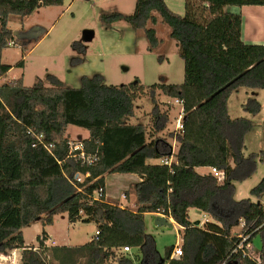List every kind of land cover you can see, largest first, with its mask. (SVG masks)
<instances>
[{"label":"trees","instance_id":"trees-1","mask_svg":"<svg viewBox=\"0 0 264 264\" xmlns=\"http://www.w3.org/2000/svg\"><path fill=\"white\" fill-rule=\"evenodd\" d=\"M62 1L0 0V78L11 67L2 63V50L9 45L27 48L24 33L14 35L8 27V16L24 17ZM244 5L264 6V0H184L183 14L164 0H135L129 15H100L106 24L125 21L142 30L149 50L160 43L152 27L157 19L169 27L183 60V82L161 80L147 87L154 105L148 124L129 122L135 100L144 93L136 80L109 85L103 74L94 73L80 76L79 87H67L46 73V84L39 79L26 86L21 77L0 82L1 254L20 250V264H110L115 250L123 253L118 264H132L127 253L135 248L142 255L140 264H264L262 248L257 257L246 249L257 234L264 241V176L249 191L254 200H234L231 183L253 168V159L249 163L242 153L253 124L245 117H230L227 99L240 89L264 92V43H244L241 15L226 10ZM72 46L83 53L80 43ZM159 92L178 100L182 109V129L168 132L177 144L174 152L170 140L161 136L169 119L158 110ZM241 107L250 114L260 111L255 97ZM69 125L88 132L77 148L66 133ZM170 157L174 160L169 165L159 162ZM243 162L249 170L239 173ZM199 167H215L222 177L198 172ZM77 173L89 175L78 182ZM111 173L139 177L132 184L135 209L105 199V176ZM98 188L101 197L93 199ZM189 208L210 219L193 224ZM59 213H66L70 223L93 222L98 233L80 245L47 246L43 231L36 236L37 247L24 245L22 227L49 225ZM157 213L181 227L178 258H170L174 245L161 258L145 231L144 216ZM240 222L248 237L235 251L240 232L231 229ZM124 246L130 250L123 252Z\"/></svg>","mask_w":264,"mask_h":264},{"label":"rangeland","instance_id":"rangeland-1","mask_svg":"<svg viewBox=\"0 0 264 264\" xmlns=\"http://www.w3.org/2000/svg\"><path fill=\"white\" fill-rule=\"evenodd\" d=\"M165 3L172 11L184 13V0H165ZM134 6L135 0H63L59 6L40 7L24 17L9 15L8 27L13 32L24 33L22 35L25 37L27 48L23 51L19 45H9L2 50V63L11 66L8 77H22L24 85L32 86L39 79L46 84L45 75L49 73L67 87H79L80 76H90L94 73L103 74L105 82L109 85L131 84L136 80L144 88V93L135 100L134 115L130 117L129 122L151 123L154 105L146 94L147 87L161 80L166 84L182 83L183 60L179 57L175 41L169 38V27L160 19L152 25L160 41L158 47L152 50H149L142 30L132 29L125 21L106 24L100 20L103 13L117 11L129 15L133 13ZM240 13L245 18L248 34L258 31L257 25L260 24L261 35H264V6L244 5L241 6ZM84 32L91 33L89 40L84 39ZM73 42L83 46V53L73 48ZM20 61L22 64L18 65ZM248 97H255L258 100L260 104L258 114L242 110L241 106ZM155 100L159 112H167L169 119L165 129L160 132L161 136L171 141L168 132L169 130L174 132L180 106L174 98L160 92ZM227 107L230 117H245L253 124L250 132L244 137L242 149L243 157L249 159V163L253 159V168L243 178L231 179L234 200L251 198L250 189L264 176V92L240 89L229 95ZM66 133L69 140L77 144L76 146L82 137H88L86 129L73 125L67 126ZM244 166H240L239 173L249 170L248 166ZM128 179L126 174H109L106 182L110 197L107 200L133 210L135 207H130L132 199H135L132 185L122 192L123 189H127L123 185H129ZM116 196L122 203L117 202V198H114ZM188 212L191 222L197 225L202 219L201 212L193 208H189ZM167 223L169 225L157 227L154 217H144L145 231L153 237L155 249L161 258L169 246L178 244L181 247L182 243L181 230L168 220ZM241 226L242 222L233 227L231 232L241 233ZM43 231L47 234L45 240L47 246H73L90 241L95 234L96 226L93 222L70 223L66 213H59L53 217L49 225L33 222L22 227L24 245L37 247L36 236L41 235ZM51 241H54V244ZM262 244L261 235H255L246 246L247 252L257 257ZM114 254L112 260L115 261H111L110 264H118L116 259L123 255L118 251ZM127 255L132 257V264H140L142 255L137 249L132 248ZM19 258L20 250H8L4 254L0 253V264H20Z\"/></svg>","mask_w":264,"mask_h":264},{"label":"crops","instance_id":"crops-1","mask_svg":"<svg viewBox=\"0 0 264 264\" xmlns=\"http://www.w3.org/2000/svg\"><path fill=\"white\" fill-rule=\"evenodd\" d=\"M240 8L241 7L234 6L233 8L227 7L226 10H229V11H231L233 13H239L241 15ZM254 24H256V21L254 22ZM257 27H258V31H254V32L252 31V33H249L248 34L247 33V30H246V25H245V18H243L241 16V39H242V41L244 43H247V44H262V43H264V35H261V26H260V24H258ZM262 30H263V28H262ZM8 72H9V70L6 72V74H5L4 77L0 78V82L5 81V80H9V79H16L17 78V77H12V78L8 77ZM180 112H181V107H180ZM169 131L171 132L173 130H169ZM174 131H175V128H174ZM85 138H87V137H85ZM81 139H84V137H82ZM170 142H171V145H172V152H174L176 150V145L177 144H176V142L174 141L173 138H171V141ZM173 160H174L173 157H170L169 158V161L170 162L173 161ZM159 162L161 163V160ZM208 170H209L208 167H199V168H197V171L198 172H201V173L207 172ZM126 175H128V177H129V179H128V182H129L128 184L129 185H123L124 187H127V189L126 188L123 189L122 192L128 190L129 186H131L133 184V182L139 180V177L137 175H134V174H126ZM107 176H109V175H106L105 176V197H106V200H107L108 197H110V192H109V189L107 187V182H106L107 181L106 180L107 179ZM114 198H117V202L118 203H122L119 200V197L118 196H116ZM251 199L254 200V198H251ZM132 201L133 202L131 203L130 207H135V199L133 198ZM120 206L121 207H124V205H120ZM188 211H189V209H188ZM196 211L197 212H200L198 210H196ZM188 214H189V212H188ZM146 216L155 217L156 214H146L144 217H146ZM201 216H202V219L200 220L199 224L202 223V222H204V221H206V220H209L210 219L209 216L207 214L203 213V212H201ZM167 220L170 221L171 223H173L174 225H177L178 229L181 230V227H179V225L177 223H175L172 218H167ZM189 220H190V216H189ZM51 243L54 244V241H51Z\"/></svg>","mask_w":264,"mask_h":264},{"label":"built area","instance_id":"built-area-1","mask_svg":"<svg viewBox=\"0 0 264 264\" xmlns=\"http://www.w3.org/2000/svg\"><path fill=\"white\" fill-rule=\"evenodd\" d=\"M175 102L180 105V102H178V100H175ZM181 117H182V109H181L180 114H178V116L175 120V130H181L182 129ZM74 148H77V146H75ZM80 155H83V153H81ZM161 163L169 165L170 161H169V159H162ZM209 171L217 178L222 177V173L219 170H217L215 167H209ZM88 175H89L88 173H85V174H78L77 173V174H75L74 178L78 182H81L83 180V178H85ZM80 190H81V188H78V191H80ZM100 197H101V188H98L97 190L94 191L92 198L93 199H100ZM157 214H159V213H157ZM202 223H200L199 225H201ZM243 225L244 224L242 222V226ZM97 233H98V231L96 230L94 235H96ZM237 236L240 238V242L237 245L235 251H238L241 248L242 242H244L248 237L247 235L242 234V233H239ZM121 250L123 252H128L130 249L128 247L124 246ZM113 252H116V251L114 250ZM180 255H181V247L178 244H176L171 251L170 258H178Z\"/></svg>","mask_w":264,"mask_h":264},{"label":"water","instance_id":"water-1","mask_svg":"<svg viewBox=\"0 0 264 264\" xmlns=\"http://www.w3.org/2000/svg\"><path fill=\"white\" fill-rule=\"evenodd\" d=\"M13 34L19 36L17 32H13ZM90 38H91V33L90 32H84V39L89 40ZM124 69H126V68H124ZM154 223L157 227H160L164 224L169 225V223H167V218L162 214H156V216L154 217ZM262 249H263V254H264V241L262 244Z\"/></svg>","mask_w":264,"mask_h":264}]
</instances>
